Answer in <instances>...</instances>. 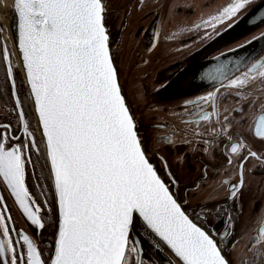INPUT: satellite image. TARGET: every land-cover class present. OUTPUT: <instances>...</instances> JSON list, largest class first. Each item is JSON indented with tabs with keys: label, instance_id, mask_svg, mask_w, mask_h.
<instances>
[{
	"label": "snow or ice",
	"instance_id": "1",
	"mask_svg": "<svg viewBox=\"0 0 264 264\" xmlns=\"http://www.w3.org/2000/svg\"><path fill=\"white\" fill-rule=\"evenodd\" d=\"M249 2L236 0L214 20L234 16ZM14 10L18 49L45 146L42 167L48 174L37 179L50 181V189L37 187L41 196L53 192L58 213L50 264H143L141 242L132 237L140 227L180 264H231L146 156L110 54L103 0H14ZM3 58L9 60L7 49ZM253 73L264 78V63L253 64L229 86L246 85ZM7 75L13 77L10 63ZM213 98L209 94L195 103ZM19 118L24 140L13 135L10 125H0V178L26 220L42 230L41 212L50 205L45 199L42 206L26 184V165L34 163L29 150L39 154L38 143L23 110ZM203 119L210 117L204 114ZM255 135L264 139V116ZM12 140L19 143L12 145ZM242 147L233 145L231 151ZM237 191L234 185L232 198ZM3 202L0 196V206ZM10 219L0 213V264H46L28 235L21 231L18 241L12 239Z\"/></svg>",
	"mask_w": 264,
	"mask_h": 264
},
{
	"label": "flooded vegetation",
	"instance_id": "2",
	"mask_svg": "<svg viewBox=\"0 0 264 264\" xmlns=\"http://www.w3.org/2000/svg\"><path fill=\"white\" fill-rule=\"evenodd\" d=\"M173 1L165 0L162 6L156 0H130L131 6L123 15L125 21L119 26L116 21L126 3L118 5L114 16L105 14L111 48L113 41H120L118 54L113 53L114 60L121 59V67H117L119 78L120 69L124 73L131 63L137 67L130 68L133 78L129 83L126 77L124 82L120 78L122 89L128 92L126 99L149 160L184 210L213 235L225 255V249L231 248L233 253L242 254L237 260L226 255L231 264H264V139L255 135L256 124L264 116V78L253 73L246 85L229 86L231 80L248 72L253 64L264 63V0H250L234 16L221 21L214 18L236 0H196L199 8L182 13L178 10L180 16H193L182 27L171 21L165 23L160 17V11ZM130 17V33L143 45L126 55L121 40ZM6 26L0 20V125H10L13 135L26 139L19 118L23 110L24 122L29 124L39 149V154L36 149L29 150L34 163L26 165V184L42 206L47 199L50 209L41 212L44 229H35L0 178V196L4 197L0 213L11 217L6 223L12 239L18 241L21 231L28 235L48 264L57 229V209L53 192L41 196V188L37 187L41 184L50 189V181L37 179L48 174L47 168L42 167L45 148L26 80L8 31H4ZM182 31L187 35L181 39ZM4 49L8 61L3 58ZM144 61L150 69L140 79L136 73L141 71ZM9 63L12 78L7 75ZM209 94H213L212 100L195 103ZM17 98L20 108L16 107ZM142 103L146 112H142ZM204 114L210 119L204 120ZM9 143L15 145L19 141ZM237 144L243 147L232 153V146ZM252 152L257 156L252 157ZM234 185L238 191L232 198ZM151 243L144 242L143 264L163 263V254L171 257Z\"/></svg>",
	"mask_w": 264,
	"mask_h": 264
},
{
	"label": "rangeland",
	"instance_id": "3",
	"mask_svg": "<svg viewBox=\"0 0 264 264\" xmlns=\"http://www.w3.org/2000/svg\"><path fill=\"white\" fill-rule=\"evenodd\" d=\"M156 1L160 2V4L162 6H163V1L165 2V0H156ZM104 3H105V6H106V12H105V14L106 13L107 14H112L113 16L115 15V11L118 9V5H120L121 3H126V4L123 5V11L121 12V15L118 17V19L116 21V23L118 24V26L121 25V24H123L124 21H125V18H124L123 15H124V13H126L128 11L129 6H131L130 0H104ZM198 3H199V1H198ZM168 6L169 7L167 9L163 8V10L160 11L161 12L160 17H162V21H164L165 23L171 21L175 25H177L178 27H182L184 25L187 26L188 23H189V20H193V16H191L190 19L187 16L188 13H186L185 15L182 14L180 16V14L178 13V10L180 9V11L182 13L183 11H190V10H192L191 8H194V9L195 8H199L198 6H201V5L198 4V6H197L196 0H174L172 3H169ZM162 12H164V13L162 14ZM132 24H133V20L130 17V23H127L126 24V27L128 28V30L125 33L123 39L121 40V38H120L121 44H122L121 47L123 48V51L126 52V55H128L129 53H133V51L137 50L138 47H140V46L143 45L141 42H139L140 40L134 39V36L130 33V29L133 28L132 27ZM4 31H5V33L8 31L7 33L10 36V33H9V30H8V27L7 26L5 27ZM165 32H166V29H164L163 33L165 34ZM171 33H172V29L169 31L168 37L171 35ZM174 35H175L176 38L178 37L177 31L175 32ZM186 35L187 34H185L182 31L181 39L183 37H185ZM6 39H8V37H6ZM165 41H167V40H165ZM115 49H116V51H115ZM112 50H113V53L114 54L116 52L118 54V52L120 50V41H119V39H117L115 42L114 41L112 42ZM153 54H155V52L152 53V54H150V55L153 56ZM117 60L115 58L117 67L120 68L121 67V64H120L121 59L119 61V58L117 57ZM147 63L148 62H145L144 61L143 64H142L143 68L141 69V71H139V72L136 73V74H138V76H139L140 79L142 78V74L146 73L150 69L148 67V64ZM131 67H132V63L129 65L128 69L124 73H123V69H122V71L120 69V78H121V81L124 82V78L126 77L128 79V83H129V81L133 78V75L130 72V68ZM132 68L133 69H137V67H132ZM121 72H122V74H121ZM128 74H131V76H129V78H128ZM125 82H127V80H125ZM133 86H136V93H137V97H138V88H137L138 85L135 83V84H133ZM125 93L128 95V92L125 91ZM133 96H134V94H133ZM128 100H129V97H128ZM130 105H131V103H130ZM142 107H143L142 112H146V107H144V103H142ZM242 243H243V239L241 238L240 245H242ZM225 252H226V255H227V257L229 259H233V258L236 257V260H237L242 255V254H235V253H233V249L232 248H231V250H226L225 249Z\"/></svg>",
	"mask_w": 264,
	"mask_h": 264
},
{
	"label": "water",
	"instance_id": "4",
	"mask_svg": "<svg viewBox=\"0 0 264 264\" xmlns=\"http://www.w3.org/2000/svg\"><path fill=\"white\" fill-rule=\"evenodd\" d=\"M103 2H104V0H103ZM105 4V3H104ZM105 24H106V22H105ZM7 26H8V30H9V33H10V37H11V43H12V48H13V52H14V55H15V57H16V59H17V62H18V64H19V66H20V69H21V71H22V73H23V75H24V77H25V80H26V72H25V70L23 69V64H22V57H21V54H20V52H19V49H18V39H19V36H18V15H17V13L15 12V10H14V0H12V2H11V10H10V12H9V14H8V16H7ZM106 28H107V31H108V34H109V49H110V54H111V56H112V59H113V63H114V66L116 67V69H117V66H116V63H115V60H114V57H113V52H112V48H111V35H110V32H109V29H108V26L106 25ZM117 73H118V69H117ZM118 82H119V84H120V86H121V83H120V78H119V73H118ZM26 84H27V80H26ZM27 87H28V90H29V85L27 84ZM121 91H122V95L124 96V98H125V102H126V106L129 108V110H130V107H129V104H128V102H127V99H126V95H125V93H124V91H123V89H122V86H121ZM29 94H30V90H29ZM30 97H31V94H30ZM31 101H32V105H33V109H34V103H33V100L31 99ZM34 112H35V110H34ZM130 114L133 116V114H132V112H131V110H130ZM35 115H36V119H37V114L35 113ZM133 118H134V116H133ZM37 122H38V119H37ZM134 122H135V124H136V121H135V119H134ZM39 125V124H38ZM40 128V127H39ZM136 130H137V133H138V129H137V125H136ZM40 134H41V137H42V129L40 128ZM138 136H139V138H140V135H139V133H138ZM42 140H43V138H42ZM140 140H141V138H140ZM141 143H142V141H141ZM142 146H143V144H142ZM44 148H45V146H44ZM144 148V147H143ZM145 151V150H144ZM146 153V152H145ZM146 156H147V154H146ZM147 158H148V156H147ZM149 159V158H148ZM150 161V160H149ZM150 163L154 166V164L150 161ZM155 167V166H154ZM155 169H156V167H155ZM157 170V169H156ZM157 173H158V175L162 178V176L159 174V172L157 171ZM162 180L165 182V180L162 178ZM165 184L168 186V184L165 182ZM171 190V189H170ZM179 202V201H178ZM180 203V202H179ZM182 208H183V206H182ZM184 209V208H183ZM187 213V212H186ZM187 215H189L188 213H187ZM190 217V216H189ZM191 218V217H190ZM192 219V218H191ZM193 220V219H192ZM57 221H58V213H57ZM198 226H201V225H199L195 220H193ZM206 230V229H205ZM56 232H57V229H56ZM55 236H56V233H55ZM132 237L134 238V239H138L140 242H141V247H142V253L143 252H145L146 251V247H145V245L146 244H144V242H150V241H152V243H151V246H154V247H156V246H160L161 248H163L165 251H167L168 253H169V255L171 256V257H169V256H166V255H164L163 254V256H162V258H163V263H159V262H154V261H152L153 262V264H180V262H179V260H178V258L177 257H175V255L170 251V249H168L165 245H163V243L162 242H160L159 240H158V238H156V237H154L153 235H151V234H149L148 232H147V230H145L144 228H142V227H140V228H137L136 230H134L133 232H132ZM55 239V238H54ZM157 243V244H156ZM220 247V246H219ZM221 248V247H220ZM141 253V254H142ZM222 253L224 254V252L222 251ZM54 255V251L52 250V253H51V256H53ZM225 255V254H224ZM226 256V255H225ZM227 258V257H226ZM228 259V258H227ZM48 264H50V260H49V263Z\"/></svg>",
	"mask_w": 264,
	"mask_h": 264
},
{
	"label": "bare ground",
	"instance_id": "5",
	"mask_svg": "<svg viewBox=\"0 0 264 264\" xmlns=\"http://www.w3.org/2000/svg\"><path fill=\"white\" fill-rule=\"evenodd\" d=\"M12 0H0V20L7 23V16L11 10ZM9 40H11L8 34Z\"/></svg>",
	"mask_w": 264,
	"mask_h": 264
},
{
	"label": "trees",
	"instance_id": "6",
	"mask_svg": "<svg viewBox=\"0 0 264 264\" xmlns=\"http://www.w3.org/2000/svg\"><path fill=\"white\" fill-rule=\"evenodd\" d=\"M106 25H107V23H106ZM108 26V25H107Z\"/></svg>",
	"mask_w": 264,
	"mask_h": 264
}]
</instances>
